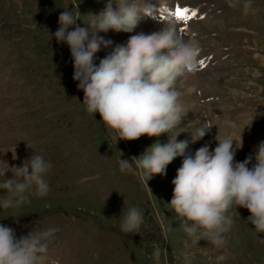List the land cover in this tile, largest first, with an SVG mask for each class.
<instances>
[{
    "label": "rangeland",
    "instance_id": "374dc122",
    "mask_svg": "<svg viewBox=\"0 0 264 264\" xmlns=\"http://www.w3.org/2000/svg\"><path fill=\"white\" fill-rule=\"evenodd\" d=\"M107 2L68 0L67 7L77 6L82 16L77 23L88 27V14L97 15ZM244 2L150 0L153 14H162L160 24L146 17L131 33L97 34L112 42L95 54L97 65L136 31L150 34L169 18L184 39L198 45L195 75L179 82L188 112L176 139L191 141L190 131L206 121L215 127L190 142L188 154L205 144L213 150L218 134L217 139L241 140V147L234 141L233 148L235 161L242 162L264 142V0H251L247 13ZM63 8L64 0H0V158L19 167L36 152L52 164L48 196L32 197L18 210L0 208V224L13 228L17 237L33 229L58 228L47 264H159L160 253L162 264H264V233L252 230L246 209L232 215L226 261L216 260L223 250L205 240L196 243L183 231L168 206L183 157L148 182L139 170L120 171L118 153H123L120 159L139 157L153 143H167L168 136L116 144L100 116L86 113L84 94L73 80L69 48L49 37L58 28ZM178 8L186 10L185 20L176 19ZM136 180L145 188L144 198ZM131 206L144 213V222L139 233L125 235L120 225ZM16 216L18 223L8 218Z\"/></svg>",
    "mask_w": 264,
    "mask_h": 264
},
{
    "label": "clouds",
    "instance_id": "9594fccd",
    "mask_svg": "<svg viewBox=\"0 0 264 264\" xmlns=\"http://www.w3.org/2000/svg\"><path fill=\"white\" fill-rule=\"evenodd\" d=\"M68 4L64 0L58 28L49 37L69 48L73 80L84 94L86 113L100 116L113 143L168 136L167 143L157 141L139 157L120 159L123 153H118L120 171L135 174L139 170L148 182L156 175H165L167 166L183 157L172 180L168 206L188 236L196 243L205 240L217 251L223 250L216 260L226 261L227 233L233 226L232 215L239 216L238 208L249 212L247 221L256 234L264 233V142L257 145L254 156L242 162L235 161L231 136L217 139V134L211 151L205 144L194 155L186 153L190 142L201 140L215 127L206 121L190 131L191 141L176 139L188 112L177 85L195 75L198 45L184 39L175 20L169 18L159 32L130 36L126 44L117 45L97 65L95 54L112 43L97 34L109 30L131 33L142 19L157 18L150 0H108L97 15L88 14L92 17L88 27L77 23L82 16L77 6L69 10ZM243 7L247 13L251 0H245ZM215 119L221 117L215 115ZM236 147H241L240 139ZM253 159L255 163L249 167ZM51 168V162L36 152L19 167L0 160V208L18 210L30 204L32 197L46 198L51 190L47 179ZM6 173L11 177L6 178ZM8 218L18 223L20 216ZM143 222L144 213L131 206L123 216L121 232L137 234ZM58 231L54 227L33 229L17 237L13 228L0 224V264H47Z\"/></svg>",
    "mask_w": 264,
    "mask_h": 264
},
{
    "label": "bare ground",
    "instance_id": "6f19581e",
    "mask_svg": "<svg viewBox=\"0 0 264 264\" xmlns=\"http://www.w3.org/2000/svg\"><path fill=\"white\" fill-rule=\"evenodd\" d=\"M187 0H179V3H181V4H183V2H186ZM191 4V3H190ZM187 5V4H186ZM184 12V11H183ZM163 17H162V14L160 15V16H157V18H156V22H158V24H160L161 23V19H162ZM154 21V20H153ZM144 22V21H143ZM146 22V21H145ZM186 22V21H185ZM157 24V25H158ZM156 25V26H157ZM160 26V27H159ZM158 28H152V30H151V32H150V34L151 33H153V32H159L160 30H162L164 27H161V25H158L157 26ZM138 33H143L141 30L139 31H136L133 35H136V34H138ZM144 34H146V33H144ZM198 61V60H197ZM177 87H178V90L181 92V94H182V97L184 96V94H185V92L181 89V84L180 83H178V85H177ZM3 156V155H2ZM0 160H2V158H0ZM2 161H4V160H2ZM141 184H142V182H141ZM142 186H143V184H142ZM143 188H144V186H143ZM145 189V188H144ZM164 231V230H163Z\"/></svg>",
    "mask_w": 264,
    "mask_h": 264
},
{
    "label": "snow or ice",
    "instance_id": "6c2138e0",
    "mask_svg": "<svg viewBox=\"0 0 264 264\" xmlns=\"http://www.w3.org/2000/svg\"><path fill=\"white\" fill-rule=\"evenodd\" d=\"M185 12H186V10H185L184 12H182V11L178 8V9L176 10V12L174 13V15L176 16V19H177L178 21H180V20H185V19L187 18L186 15H185ZM192 15L195 16L196 14L193 13ZM200 63H201V65L203 66V61H201Z\"/></svg>",
    "mask_w": 264,
    "mask_h": 264
},
{
    "label": "water",
    "instance_id": "95a60500",
    "mask_svg": "<svg viewBox=\"0 0 264 264\" xmlns=\"http://www.w3.org/2000/svg\"><path fill=\"white\" fill-rule=\"evenodd\" d=\"M114 143H116V144H118L117 142H114ZM137 181V183H138V186H139V188H140V190H141V192H142V195H143V198L146 196V192H145V190H144V188H143V186H142V184H141V182L140 181H138V180H136ZM160 247L162 246V242H160V245H159ZM159 264H162V253H160V255H159Z\"/></svg>",
    "mask_w": 264,
    "mask_h": 264
}]
</instances>
